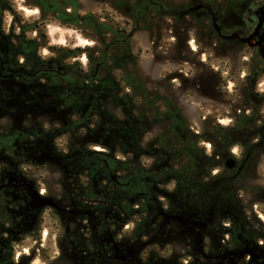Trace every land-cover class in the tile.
I'll use <instances>...</instances> for the list:
<instances>
[{
    "label": "flooded vegetation",
    "instance_id": "af4514ba",
    "mask_svg": "<svg viewBox=\"0 0 264 264\" xmlns=\"http://www.w3.org/2000/svg\"><path fill=\"white\" fill-rule=\"evenodd\" d=\"M160 3L165 6L163 13L167 21H183L195 15L196 25L189 36L195 37L198 49L208 48L223 58L241 56L247 68L241 94L243 102L249 104L235 107L233 112L237 113L231 114L233 119L225 127L219 120L213 125L224 131V135H216L218 129L214 128V132L210 131L199 141L209 145V156L226 153L221 165L209 171L212 177L208 187L210 193H214V209L221 211L223 216H213L199 229L204 233L203 250L209 257L193 251L192 259L195 264H264V115L261 109L264 94L255 89L257 81L264 78V0H218L211 5L199 2L171 13L166 4ZM179 39L174 41L178 48L183 44ZM20 73L21 70L16 78L11 75L9 79L0 73V91L7 96L8 91L16 89L24 102L22 106L0 104V124L7 125L12 119L7 130L2 131L0 126V264H30L33 256L23 255L22 244L30 238L37 246H43L41 224L45 211L54 214L60 228L56 239H52V250L57 252L52 251L51 246L49 249V253L56 256H47L51 264H169L166 257L148 251L149 247L139 255L131 252L128 246L135 239L134 234L127 241L123 240L120 215L112 209L118 204L105 202L104 194L105 187L123 185L119 183V175L112 173L105 164L103 154L118 158L93 149L72 151V145L65 151L58 150L55 142L71 132L73 112L68 108L48 107L47 95L42 97V106L28 104L36 99L38 92L32 80L19 79ZM215 75L196 72L193 84L212 98L222 96L223 81ZM22 85L28 87L20 89ZM14 112L19 115L16 119ZM95 116L97 113L90 109L82 113L85 119L82 128L88 135L75 140L77 148L87 147V139L97 145L101 143L98 134L88 131L87 124ZM56 121L61 123L59 129L52 128ZM161 155L156 147H150L143 154L132 151L127 157L133 163L138 156L146 157L150 160L148 170L151 172L157 168L156 161ZM51 166L61 171V193L58 195H53L48 187H41L37 175L40 168ZM88 189L91 194H87ZM44 198H54L56 204L52 201L54 206L40 210L39 204ZM155 200L160 208H166L158 198ZM161 200L166 205L169 202L166 198ZM104 203L110 206L106 212ZM109 224H112V231ZM162 226V217L156 212L150 221V230L165 233L173 224L164 229ZM178 228L176 240L182 242V232ZM182 256V253L172 256L170 264H181Z\"/></svg>",
    "mask_w": 264,
    "mask_h": 264
},
{
    "label": "rangeland",
    "instance_id": "374dc122",
    "mask_svg": "<svg viewBox=\"0 0 264 264\" xmlns=\"http://www.w3.org/2000/svg\"><path fill=\"white\" fill-rule=\"evenodd\" d=\"M77 1L79 3L81 13L94 14L100 18V21H111L115 25L119 24L122 29H125L127 32L131 33L129 51L131 57H137V65L140 68V76L142 78L147 76L150 81H152V84H150L147 88L158 93L159 95L168 98L175 106L178 107V112L181 115V118L186 120L185 123L188 126L189 132L197 136L200 142L203 140L204 136L210 134V131L214 132V128L218 129L217 127L213 126L214 124H217L218 120L222 121V127H225L224 125L228 124L229 121L233 119L231 114L237 113L233 112L235 107H238L241 104H249V102H243V97L241 94V89L243 93L245 88V78L243 77L245 74H247V68L245 64H243L245 61L241 56L234 59L223 58L221 55L214 53L208 48L204 50L199 47L198 49L197 43L195 42V37L189 36L193 34L192 30L196 25L194 17L195 15L191 14V17L188 16L185 18L186 20L183 21L178 19L167 21L165 16H163L160 18V20L158 19L156 22L153 21V24L151 23L146 25V28L140 27L138 29H134V23L132 22V19L125 15V13L127 14L126 9L129 6V1H127L125 5L119 6V10L117 8L111 7L107 0ZM112 1L118 3L121 0ZM155 1L163 2L170 11H175L186 9V7H188L190 4H196L199 2H206L210 4L218 0ZM12 2L15 11L22 13L23 18L26 21L32 22L34 19L39 18V10L28 9L26 6V0H12ZM232 10L233 9L230 11L231 15L234 14V11ZM12 21V13L9 11L4 12L1 19V27L5 33L9 32ZM45 31L46 38L48 40V46L66 47L70 49H86L87 47H93L95 45L93 41L83 38L76 30L60 27L55 22H48ZM29 36L34 37L35 34H30ZM180 36L182 38L179 39ZM177 39L183 42L180 48H178L176 43H174V41ZM40 56L45 60L55 57L47 49L41 50ZM243 56H246V54ZM75 60L78 61L82 67H86L87 57L85 55H80ZM196 72L216 74L215 77L220 78V81L221 79L223 81L221 87L224 94L222 96L212 98L208 96L207 93L198 91L196 86L193 84V79L196 76ZM118 79H120V76H118ZM122 86L123 85L121 84L120 87ZM27 87V85H22L20 86V89H25ZM34 87L37 89L38 95L35 97V100L29 102L26 101L28 104L42 106L44 105L41 101L42 97L47 95L49 101L46 103L48 107L68 108L73 112L72 118L70 120L72 123V125H70L71 132L58 138L55 142L58 150L60 149L65 151L68 149V146L72 145V151H89L93 149L94 151L114 154L113 151L105 150L99 146V142L97 145V142L89 139H87V143L89 145L84 149L76 147L75 140H81L88 135V133H85L84 128H82V125L85 124V119L81 117L82 113L89 109L88 105L80 109L73 110L70 106H63L60 104V102H57L53 97L54 94L52 96L48 95L46 92L41 90L39 86L35 85ZM255 89L258 90V93L264 94V78H260L257 81ZM18 93L19 91L16 93L17 100L15 99L12 101V104H9L7 103V96H5L2 91H0V104L4 105V102H6L9 107L11 105L22 106L24 102H22V97H20ZM125 93L129 92L125 90ZM3 99L5 100L3 101ZM160 107L166 112L165 103L160 104ZM261 109L263 110L262 114L264 115V101L263 107H261ZM115 111V113L118 115L119 110L116 109ZM17 117H19L18 113L14 112V118L16 119ZM97 119L98 118L96 116L93 117L87 126L89 125L90 128H93ZM11 123L12 119H9L7 125L4 123L0 124V126H2V131L7 130ZM53 123V129H59L61 127V123L59 121ZM165 124L166 122L159 121L157 124L151 125L147 134L142 136L139 144L136 145V140H133V142H135L133 151L143 154L146 150L150 149V147H156L158 150H160V148H162L160 145L161 143H175L177 149V161L174 168L177 172V177H170L169 180L171 181H168L170 182L168 186L164 185L166 183L164 181H166L167 178H164V176H159V172L162 168L165 167L167 169L170 167V165H172L169 161H165L167 153L159 151L162 155L159 156L158 161L155 160L158 163V166L157 168H153L151 172L148 170L150 167V160H148L146 157L141 158L140 156L142 155L138 156L139 158L136 160V162H140L147 172L138 185H134L133 182L132 185L129 186L123 181V179H120L123 176L119 167L114 162L109 161V165H106L109 167L112 173L119 175L118 180L119 183L123 185L122 188L149 187V194L151 197L153 199L158 198L160 203H162L163 206H166V208L163 209L158 206V208L152 209L147 205L148 209L146 211H142L140 207L143 205V199L138 195H135L137 193L135 189L128 193V198L126 199V195H120L118 192L121 187H105V202H109V204L111 202L118 204V206L115 205L112 209L115 213L120 215V219L124 218L123 223L119 225L122 229L124 235L123 237H125L123 240L127 241V239L131 237L130 235H135V239L128 246V249H130L131 252L139 255L141 252H143V250L149 247L148 251L151 250L152 253L166 257L165 261H167L169 264L173 261L172 256L176 255L177 253H182L183 256L179 263L195 264L192 259L193 251L197 255L207 258V253H205L203 250L202 244L204 233L199 231V229L208 224L213 216H223L221 211H216L214 209V193H210V189H208V187L211 185L212 176L203 164L202 166L200 165V156L204 155L206 157L212 158L214 163L219 166L221 165L222 156L226 155V153L222 154L221 156L215 154L213 156H209V145L205 142L197 143L196 147L198 153L195 155L198 160V165H194L196 168H194L195 187H193V208L190 211H183L182 206L178 204L177 196L174 192L176 188L179 190L183 187L181 183H179V180L183 176L182 168L184 163L182 152L179 151L182 148V143L180 142L178 136L168 135ZM99 132L100 131H91L89 134H98V141L103 142L104 139H102ZM223 132L224 131L221 129H218L216 135H224ZM195 133L198 134L196 135ZM222 141L223 139L221 140L220 138L221 144H223ZM95 145H97V147H93ZM130 153H128L126 156L121 154L115 155L118 158L116 161L124 162V159L129 158L127 156H129ZM89 166V163H87L86 167ZM60 173L61 171L57 170L56 167L53 166L44 169L40 168L37 172V175L39 177V182L42 185L41 187H48L49 191L53 195H58L61 193V187L59 186L61 178ZM151 174H153V177L154 175H158V179L154 180L153 177L152 179ZM198 186L199 188H197ZM150 191H153L154 194H151ZM86 192L87 194H91L89 189ZM155 193L158 195L157 197ZM205 193L207 194L205 195ZM161 198H166L171 203V205L169 202L166 205V202L161 200ZM43 200H48L52 204L53 202L56 204L57 201L54 198H44ZM106 204L107 203H104V212H106V210H108L110 207L106 206ZM40 205L41 203L39 204L40 210L47 207H41ZM126 207L133 209L132 211L134 213L129 216V211H127ZM121 208L124 209L121 210ZM156 212L162 217L163 229L170 223L173 224L172 227L165 230V233L159 234L158 230H150V221ZM254 215L257 216V214ZM42 217L43 219L41 227L43 235L41 236V244H43V246H37L30 238L26 239L22 244V248L24 249L22 252L23 255H30L31 257L33 256L30 264H51V260L47 256H56V254L49 253V249L51 246L52 250V239H56V235L60 232L58 222L54 218V214L50 213L49 211H45ZM187 217L190 219L185 220ZM110 221L111 220H108V222ZM197 221L199 222L198 225ZM176 227L181 229L183 236L182 242L176 240ZM109 228L110 231H112V224H109ZM196 228L198 229L197 232H195ZM45 237H48V239L46 240ZM50 240L52 245L50 244ZM36 248H38V251H36ZM52 251L57 252L56 249H53Z\"/></svg>",
    "mask_w": 264,
    "mask_h": 264
},
{
    "label": "trees",
    "instance_id": "16d2710c",
    "mask_svg": "<svg viewBox=\"0 0 264 264\" xmlns=\"http://www.w3.org/2000/svg\"><path fill=\"white\" fill-rule=\"evenodd\" d=\"M107 1L118 10L119 6L129 1L125 15L132 19L134 29L145 27L165 15V6L155 0H121L118 3ZM26 6L30 10L38 9L39 18L28 22L22 13L15 11L12 0H0V73L7 75L6 78L9 79L11 75L16 78L21 70L20 80H32L48 95L54 94L53 97L61 105L70 106L73 110L88 105L90 110L97 113L98 118L93 128L88 125V131H100L105 142L99 143V146L113 151L114 155L126 156L133 151V140H136V145L139 144L151 125L159 121L166 122L168 135L178 136L182 143L179 151L184 157L183 176L179 180L183 187L179 190L176 188L174 192L183 211L192 210L194 165H198L196 146L199 138L189 132L186 120L181 118L178 107L171 100L147 88L152 81L147 76H140L137 57H131L129 51L131 33L122 29L119 24L100 21L98 16L91 13H81L77 0H26ZM8 11L12 13L13 21L9 32L5 33L1 27V19L3 13ZM171 12L168 9V13ZM48 22L76 30L95 45L86 49L48 46L45 31ZM30 34L35 36L30 37ZM43 49H47L55 57L42 59L40 51ZM80 55L87 57L85 68L75 60ZM125 90L129 93H125ZM17 92L16 89L13 93L7 92V103L12 104L13 100H17ZM162 103L166 104V112L160 107ZM116 109L119 110L118 115L115 113ZM160 145L162 148L159 151L167 153L164 160L172 164L159 172V176L167 178L164 182H168L170 177H177L174 168L177 161L176 144ZM103 156L105 164L109 165L108 162L112 161L119 167L123 176L120 179L129 186L133 182L134 185L140 184L147 174L140 162L133 163L129 158L119 162L113 157ZM200 161V165L203 164L208 172L217 166L212 158L204 155L200 156ZM153 178L157 180L158 175ZM134 189L137 192L135 195L143 199L140 207L142 211L148 209L147 205L152 209L158 208V202L149 194V187H121L118 192L126 195L127 199L128 193ZM150 193L154 194L153 191ZM155 195L158 196L156 193ZM126 209L129 216L134 213L133 209ZM123 220L124 218L120 219L119 225Z\"/></svg>",
    "mask_w": 264,
    "mask_h": 264
},
{
    "label": "water",
    "instance_id": "95a60500",
    "mask_svg": "<svg viewBox=\"0 0 264 264\" xmlns=\"http://www.w3.org/2000/svg\"><path fill=\"white\" fill-rule=\"evenodd\" d=\"M41 207H45V206H54L50 201H48V200H42V202H41V205H40ZM185 218V217H184ZM190 218L189 217H187L185 220H189Z\"/></svg>",
    "mask_w": 264,
    "mask_h": 264
}]
</instances>
